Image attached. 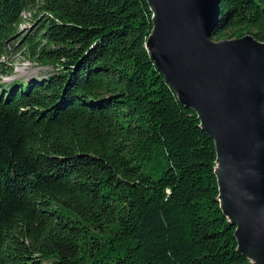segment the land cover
<instances>
[{"label":"trees","instance_id":"obj_1","mask_svg":"<svg viewBox=\"0 0 264 264\" xmlns=\"http://www.w3.org/2000/svg\"><path fill=\"white\" fill-rule=\"evenodd\" d=\"M218 5L212 39L264 41V0ZM150 16L145 0H0V53L54 68L0 83V264H250L212 139L144 44Z\"/></svg>","mask_w":264,"mask_h":264},{"label":"water","instance_id":"obj_2","mask_svg":"<svg viewBox=\"0 0 264 264\" xmlns=\"http://www.w3.org/2000/svg\"><path fill=\"white\" fill-rule=\"evenodd\" d=\"M145 1L149 56L212 139L217 200L235 248L264 264V41L212 39L219 0Z\"/></svg>","mask_w":264,"mask_h":264},{"label":"rangeland","instance_id":"obj_3","mask_svg":"<svg viewBox=\"0 0 264 264\" xmlns=\"http://www.w3.org/2000/svg\"><path fill=\"white\" fill-rule=\"evenodd\" d=\"M21 15L22 20L19 22L18 30L12 38L14 42L16 39L19 40L23 34L30 32L33 27V22L29 23L28 13L23 11ZM9 42H6L8 44L2 47V50L5 49V51L0 53V61L3 62L1 67L5 68V71H0V83H7L12 79L25 80L30 77H39L45 75L48 71L54 70L49 62H40L22 55L20 50L11 47Z\"/></svg>","mask_w":264,"mask_h":264}]
</instances>
